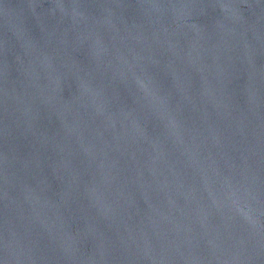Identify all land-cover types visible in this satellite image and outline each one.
<instances>
[{
    "label": "water",
    "instance_id": "water-1",
    "mask_svg": "<svg viewBox=\"0 0 264 264\" xmlns=\"http://www.w3.org/2000/svg\"><path fill=\"white\" fill-rule=\"evenodd\" d=\"M0 264H264V0H0Z\"/></svg>",
    "mask_w": 264,
    "mask_h": 264
}]
</instances>
